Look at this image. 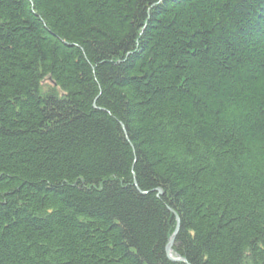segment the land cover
Instances as JSON below:
<instances>
[{
    "label": "trees",
    "instance_id": "16d2710c",
    "mask_svg": "<svg viewBox=\"0 0 264 264\" xmlns=\"http://www.w3.org/2000/svg\"><path fill=\"white\" fill-rule=\"evenodd\" d=\"M0 264H264V0H0Z\"/></svg>",
    "mask_w": 264,
    "mask_h": 264
},
{
    "label": "water",
    "instance_id": "95a60500",
    "mask_svg": "<svg viewBox=\"0 0 264 264\" xmlns=\"http://www.w3.org/2000/svg\"><path fill=\"white\" fill-rule=\"evenodd\" d=\"M179 226H180V221H179V218H177V227H176L175 233L172 235L167 245V256L171 261H174V262H186L185 259L181 257H174L172 254V248L175 245V240H176V236L179 231Z\"/></svg>",
    "mask_w": 264,
    "mask_h": 264
}]
</instances>
